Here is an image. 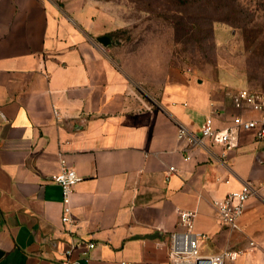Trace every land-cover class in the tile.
I'll return each mask as SVG.
<instances>
[{"label": "crops", "instance_id": "obj_1", "mask_svg": "<svg viewBox=\"0 0 264 264\" xmlns=\"http://www.w3.org/2000/svg\"><path fill=\"white\" fill-rule=\"evenodd\" d=\"M115 28L96 0H0V264H171L178 211L194 213L199 254L241 249L227 264H264V189L235 230L213 207L243 183L258 187L264 144L239 131L234 152L214 145L185 160L176 138L178 125L199 135L207 116L221 129L260 113L178 68L153 98L136 95L109 49ZM61 159L81 178L67 225L48 180Z\"/></svg>", "mask_w": 264, "mask_h": 264}, {"label": "rangeland", "instance_id": "obj_2", "mask_svg": "<svg viewBox=\"0 0 264 264\" xmlns=\"http://www.w3.org/2000/svg\"><path fill=\"white\" fill-rule=\"evenodd\" d=\"M96 1L116 20L109 49L136 95L153 98L170 68L222 82L227 91L264 92V0L204 8L167 0Z\"/></svg>", "mask_w": 264, "mask_h": 264}, {"label": "built area", "instance_id": "obj_3", "mask_svg": "<svg viewBox=\"0 0 264 264\" xmlns=\"http://www.w3.org/2000/svg\"><path fill=\"white\" fill-rule=\"evenodd\" d=\"M231 104L238 111L250 110L260 113L258 119L244 120L239 115L233 117L228 127L218 129L214 126L213 117L207 116L203 121L199 135L188 131L183 125H178L176 138L179 142L186 143L185 160L192 158L193 151L206 150L209 146H219L223 154L234 152L237 148V133L239 131H253L255 142L264 144V92L250 89H238L229 93ZM0 118L5 120L0 110ZM175 172L170 166L165 174L168 179ZM56 184L61 195L60 221L63 225L72 222L71 197L76 184L81 178L75 170L68 167L63 159L60 160L58 173L48 177ZM258 189H264V179L257 188L251 183H243L239 190L228 193L224 198L213 201L220 222L231 230L238 228L237 222L242 215L246 201L257 194ZM194 213L191 211H178L181 231L169 235V261L171 264H227L244 254L241 249H226L218 254L201 255L198 252V240L202 237L193 233ZM251 247L253 242H249ZM93 243H88L87 248L92 249ZM68 264V263H64ZM125 264V263H122Z\"/></svg>", "mask_w": 264, "mask_h": 264}, {"label": "trees", "instance_id": "obj_4", "mask_svg": "<svg viewBox=\"0 0 264 264\" xmlns=\"http://www.w3.org/2000/svg\"><path fill=\"white\" fill-rule=\"evenodd\" d=\"M135 1L138 2V3H143L144 1H146V2H155L157 0H135ZM167 1L168 2H173L175 4L178 3V4H181V5L198 4L197 7H200V8L201 7L204 8L207 5L214 6V5L218 4V3H220V6H222V5L228 6L229 4L236 3V0H167ZM108 37L110 38L111 34H109Z\"/></svg>", "mask_w": 264, "mask_h": 264}, {"label": "water", "instance_id": "obj_5", "mask_svg": "<svg viewBox=\"0 0 264 264\" xmlns=\"http://www.w3.org/2000/svg\"><path fill=\"white\" fill-rule=\"evenodd\" d=\"M106 37H103L100 39V41H102V43H105Z\"/></svg>", "mask_w": 264, "mask_h": 264}]
</instances>
